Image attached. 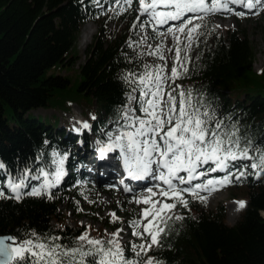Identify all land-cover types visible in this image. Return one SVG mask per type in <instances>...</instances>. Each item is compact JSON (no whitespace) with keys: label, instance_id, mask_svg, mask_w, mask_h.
<instances>
[{"label":"trees","instance_id":"1","mask_svg":"<svg viewBox=\"0 0 264 264\" xmlns=\"http://www.w3.org/2000/svg\"><path fill=\"white\" fill-rule=\"evenodd\" d=\"M99 4L97 0H0V161L5 165L0 170V187L7 196L12 195L5 188L9 177L18 181L25 169L31 170L30 175H38L40 168L53 172L52 151L67 146V125L60 128L56 115L41 117L33 112L71 113L72 104L80 105L85 119L95 117L96 133L120 118L126 92H140L137 78L145 66L150 69L156 64L149 54L156 36L149 32L144 39L132 25L133 14L129 20L127 15L120 17L122 26L110 27L116 12L105 17ZM91 19L100 26L86 61L79 66V79L47 75L56 66L61 70L75 66V44L82 25ZM200 25L202 34L194 52L184 47L179 61L173 60L178 79L191 85L183 92L191 93L193 104L203 105L201 111L214 110L216 119L228 126L225 131L238 129L241 148L264 149V71H254V48L245 30L231 28L223 36L209 17L201 19ZM129 73H134L130 79L135 83L123 79ZM39 179H29V187L21 191H29ZM232 183L234 190L242 189L248 197V206L235 225L226 223L223 205L209 209L185 196L188 208H177L184 219L169 221L163 246L143 259L153 257L162 264H264V172L256 179L249 168L246 177ZM90 191L64 187L51 190L52 199L26 195L19 201L0 199V236L12 235L19 241L35 233L41 241L59 237L58 243L75 248L88 228L65 223L62 206L66 203L75 205L78 217L100 223L105 237L106 228L117 232L124 222L133 221L134 212H127L121 203L117 207L126 219L96 217L100 202L89 200ZM83 198L90 203L86 211L78 205ZM132 243L140 240L134 236L125 244L124 255L139 261Z\"/></svg>","mask_w":264,"mask_h":264},{"label":"snow or ice","instance_id":"2","mask_svg":"<svg viewBox=\"0 0 264 264\" xmlns=\"http://www.w3.org/2000/svg\"><path fill=\"white\" fill-rule=\"evenodd\" d=\"M116 2L119 3L120 0ZM138 2L140 14L153 18L157 25L166 24L170 20L181 21L176 31L186 35L189 47L195 38L202 34L198 31L201 25L194 21L203 17L188 14L231 12L230 5L241 4L253 15H258L259 11L253 10L258 6L264 8V0H138ZM124 3L131 6L132 0H124ZM161 7L171 10L157 11ZM239 15L245 13L241 12ZM139 26L143 28L145 25L141 22ZM168 31L172 32V29L169 28ZM180 51V49L175 51L178 61ZM149 54L164 59L159 48ZM164 71L163 66L156 68L155 71L145 66V72L137 78L142 98L132 97L137 99L138 111L141 115H134L136 110L133 109L125 112L122 116L126 122L124 127L131 130L121 132L115 139L109 134L112 143L101 149L102 157L105 152L117 149L123 154L122 159L129 178L141 180L150 176L160 182L155 185L158 191L148 188L149 195L136 200L137 203L150 205L143 209V219L147 223L142 224L140 220L132 222L133 228H142V231L132 232L140 243L130 245L135 256L140 260L125 257L126 246L121 243L120 231L112 233V239L107 241L91 239L87 234H82L75 248L58 243L59 237H52L50 241H41L35 233H32L33 238L19 241L11 236L0 238V264H162L153 257L144 260L143 256L154 248L163 246L162 240L167 235L169 221L184 219L183 216L175 215V210L178 207L188 208L189 202L185 194L203 202L206 197L201 196V192H215L232 183L230 169L234 167L238 172L235 175L237 180L246 177L249 168L252 174L257 176L260 172H264V149L253 150L249 146L241 148L238 129L225 131L228 126L224 125L222 120L216 119L214 110L211 113L208 110L201 111L202 104L197 106L192 103L190 92L180 91L177 99L176 88L166 91V78L162 75ZM184 71L187 69L185 68ZM179 75L178 69L173 67L167 79L175 81ZM133 76L134 73H129L123 79L135 83V80L130 79ZM83 126L89 127L87 123ZM250 150L259 152V157L249 155ZM53 155L58 156L57 153ZM242 160L255 162L239 166L235 164L236 161ZM53 163L56 165L54 172L40 168L38 175H30L31 170L25 169L18 174V181L17 177H9L5 187L12 195L7 196L0 187V199L19 201L25 195L47 196L48 199H52L49 189L58 185L65 175L64 158L60 157ZM209 164L214 167L199 171ZM4 168L5 165L0 163V169ZM209 171H222L225 175L219 179L209 178L201 183H192L193 180L207 176ZM41 176L44 177V181L39 187L32 186L27 192L21 191L29 187V179H39ZM50 176L52 179H49ZM183 185L188 186L182 187ZM124 191L132 190L126 187ZM157 196L161 199H153ZM236 203L237 210L246 207L245 201ZM112 216L115 218V213Z\"/></svg>","mask_w":264,"mask_h":264},{"label":"rangeland","instance_id":"3","mask_svg":"<svg viewBox=\"0 0 264 264\" xmlns=\"http://www.w3.org/2000/svg\"><path fill=\"white\" fill-rule=\"evenodd\" d=\"M120 1H122L123 4L124 0H120ZM230 8L232 9L231 12L218 11V14L215 16L214 19L215 26L218 32L223 34L224 36L226 35V31L230 28H239L245 30L247 37L254 48V53H255V60L253 65L254 71L256 73H261L264 71V8H260L258 6L257 9L253 10V11H259L258 15H253L252 12H249V10L241 4H233L231 5ZM241 12L245 13V15H239V13ZM89 24H91L94 27L95 31L87 41L85 40L83 41L81 35L84 31V27L86 26V24L82 25L78 41L74 47V53L78 56L77 58L78 60L75 66H73V68L71 69L65 68L62 70L61 67L56 66L52 68L47 75L61 74L63 76H69L73 81H77L79 79L78 77L79 66L86 61L89 48L94 43L95 37L98 33L97 24H92V23ZM172 31H176V30H172ZM163 36L167 42L170 40V32L164 31ZM194 41L191 43V47H193ZM166 52H167V47H165L164 49L165 58L167 56ZM165 63H166V67L162 75L165 76L166 84H167L168 82L167 77L171 75V71H169L168 69L167 60H165ZM132 97H134L133 94ZM130 106L126 105L123 108L124 113L128 112L127 110L131 108ZM33 113L34 115H40L41 117H51L52 115H56L59 119L60 128H62L64 125H67L68 130L76 134L81 133V130H78L79 129L78 127L81 128L80 121L85 120V118L82 115V106L80 105L78 106L77 104L72 105L71 113H62V112L57 113L54 110H44V109H40ZM88 132L91 133L90 128H88ZM75 148L76 149H74V152L77 151L78 147ZM81 156L82 155H78L77 158L79 159L81 158ZM244 161L250 162V160H244ZM89 181L90 184L97 190V194L100 196L102 205L104 206L103 212L94 213V215L98 218H102L104 216L110 215L111 213H117L115 206H116V202L120 200L121 196L123 197L124 200H126L125 202L128 201L131 202V204L128 207V210H131L132 207H135L136 209H140L142 207L141 209L142 218H143V209L146 207H150V205L137 203L136 200L138 198L135 195H123L118 192L112 193L107 190L108 186L106 184H98L90 179ZM204 196L206 197L204 202L210 209H214L215 207L222 205L226 208L225 221L230 226L235 225L240 220L241 215L244 213V209H243V211L239 213V216H237L236 218L232 217V205L234 203L233 198L240 197L245 201L248 198L247 195H245V193L242 191V189L234 190L233 188L231 189L229 187H224V186L221 187L220 190L211 193L208 192ZM78 203H79L78 204L79 208L81 210L86 211L88 203L81 200H78ZM62 211L65 212L66 214L64 221L68 226H76L79 224L85 228L89 227L88 231L85 234H87L91 239L101 240L100 238H98L99 236L98 228L100 227V224L96 222L94 223L86 217H78L75 205L65 204L64 206H62ZM146 222L147 221L144 220L142 224ZM53 226H56V223L54 221H53ZM134 229L135 228H133V226H130L129 224H126L122 228V231L120 232L121 243L129 239ZM106 232L110 234L109 229H107ZM109 239H112V235L109 237Z\"/></svg>","mask_w":264,"mask_h":264},{"label":"bare ground","instance_id":"4","mask_svg":"<svg viewBox=\"0 0 264 264\" xmlns=\"http://www.w3.org/2000/svg\"><path fill=\"white\" fill-rule=\"evenodd\" d=\"M95 29L94 27L91 25V24H86V26L84 27V31L81 35L83 41H87L90 36L94 33ZM131 100H132V95L129 94L128 95V103L127 105L130 106V103H131ZM237 201H235L232 205V217L233 218H236L237 216H239V213H241L243 211V209H240V210H237Z\"/></svg>","mask_w":264,"mask_h":264},{"label":"water","instance_id":"5","mask_svg":"<svg viewBox=\"0 0 264 264\" xmlns=\"http://www.w3.org/2000/svg\"><path fill=\"white\" fill-rule=\"evenodd\" d=\"M9 236L13 237L12 235H2V236H0V238H6V237H9Z\"/></svg>","mask_w":264,"mask_h":264}]
</instances>
